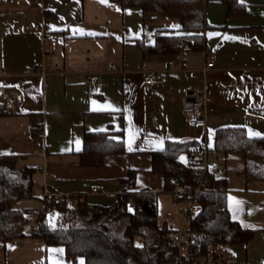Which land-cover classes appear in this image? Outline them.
Here are the masks:
<instances>
[{
  "label": "crops",
  "instance_id": "obj_1",
  "mask_svg": "<svg viewBox=\"0 0 264 264\" xmlns=\"http://www.w3.org/2000/svg\"><path fill=\"white\" fill-rule=\"evenodd\" d=\"M239 1L246 3L244 12L231 16L222 0L206 1L201 49L144 56L137 39L151 44L159 31L180 33L178 18L113 0H0V154H16L18 169L39 168L32 175L34 196L13 205L41 209L49 193L108 204L113 196L107 192L117 193L131 168L136 189L161 191L163 176L151 170L150 151L166 140L205 137L211 144L215 130L225 126L264 135V0ZM210 54L214 65L203 73ZM25 68L36 71L25 74ZM147 74L153 83L144 81ZM201 90L205 128L190 125L182 108L187 94ZM35 118L41 120L39 136L31 131ZM97 131L123 139L126 152L105 154L101 166H81L83 135ZM210 154L211 169L226 168L231 217L255 229L248 241L219 247L217 259L264 264V209L257 207L264 180L245 173L237 152ZM26 217L29 232L37 215ZM158 221L169 228L179 224L169 192L158 195ZM0 260L84 263L80 255H66L63 245L32 237L0 244Z\"/></svg>",
  "mask_w": 264,
  "mask_h": 264
},
{
  "label": "trees",
  "instance_id": "obj_2",
  "mask_svg": "<svg viewBox=\"0 0 264 264\" xmlns=\"http://www.w3.org/2000/svg\"><path fill=\"white\" fill-rule=\"evenodd\" d=\"M113 1L138 7L144 14L157 12L179 19L180 33L159 31L151 44L137 39L144 56L203 47L207 0ZM222 1L227 4L228 16L242 14L246 7V3L239 0ZM40 123L39 118L32 120L31 131L35 136L41 135ZM107 134L106 131L84 133L79 151L81 166H101L105 164V154L126 152L123 139ZM205 140V137L168 139L162 148L150 151L151 170L163 176L161 191L136 189V172L131 168L127 176L119 179L118 191L108 204L81 200L79 194H72L69 198L45 201V206L37 210L16 208L13 203L34 196L32 175L39 168L18 169L16 154H0V244L14 238H38L47 245H63L66 255L82 256L83 264H177L176 247L167 238L171 228L159 225L158 195L199 183L197 211L189 227L201 232V236L188 247L190 264L194 260L203 264L208 252L214 254L216 264H221L223 259H217V249L248 241L255 229L243 227L231 217L225 174L218 175L209 167L204 170ZM207 151L208 155L211 151L224 155L239 153L244 160L245 173L264 180V135H250L243 126L219 127L214 132L213 142L207 143ZM183 153H187L186 160L180 157ZM28 212L37 215V225L26 232ZM136 235L143 236V244L134 243Z\"/></svg>",
  "mask_w": 264,
  "mask_h": 264
},
{
  "label": "built area",
  "instance_id": "obj_3",
  "mask_svg": "<svg viewBox=\"0 0 264 264\" xmlns=\"http://www.w3.org/2000/svg\"><path fill=\"white\" fill-rule=\"evenodd\" d=\"M214 62L215 56L213 54L208 55L205 59L204 65L200 68V71L205 73L208 68L214 65ZM176 64L175 60H169L170 66L174 67ZM180 66L185 67L186 62L180 61ZM34 71H36L35 68H25L23 72L28 74ZM2 73L7 74L6 71H3ZM143 78L146 83H153L155 80L153 74L144 75ZM182 108L186 121L190 125L200 128L206 127V94L204 90L192 91L187 94ZM203 150L204 170H206L209 167L206 140L204 141ZM214 170L218 175H223L226 172L225 167H218ZM200 190V184L198 183L194 186L177 187L170 193L173 203L176 204L177 211L181 214L179 224L167 232V238L177 250V264H190L191 254L188 251V247L201 236V232L193 230L189 227L190 220L195 216L197 211L196 196ZM93 191H97V188L94 187ZM107 194L109 196H114L116 192H107ZM71 195L72 193H49L45 195V201L48 202L50 200L69 198ZM257 207L259 209H264V200H261ZM198 263L199 262L197 260L192 262V264ZM203 264H216L214 254L212 252H208L203 257Z\"/></svg>",
  "mask_w": 264,
  "mask_h": 264
},
{
  "label": "rangeland",
  "instance_id": "obj_4",
  "mask_svg": "<svg viewBox=\"0 0 264 264\" xmlns=\"http://www.w3.org/2000/svg\"><path fill=\"white\" fill-rule=\"evenodd\" d=\"M180 157H181V159L186 160L187 159V153L181 154ZM212 159H213L212 158V155L210 154L209 157H208V160H209L208 166H209V168H212V164H211V161H213ZM218 162L220 163V161H218ZM178 214H179L180 220H181V214L179 212H178ZM133 241H134L135 244H138V245H141V244L144 243V240H143V236L142 235H136V236H134ZM0 264H3V262L1 260H0Z\"/></svg>",
  "mask_w": 264,
  "mask_h": 264
}]
</instances>
